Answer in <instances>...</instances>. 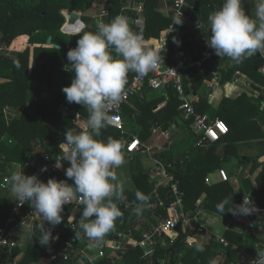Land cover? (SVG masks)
I'll return each instance as SVG.
<instances>
[{
    "label": "trees",
    "instance_id": "16d2710c",
    "mask_svg": "<svg viewBox=\"0 0 264 264\" xmlns=\"http://www.w3.org/2000/svg\"><path fill=\"white\" fill-rule=\"evenodd\" d=\"M136 1L145 6L146 10L149 12V16L144 27L135 26L134 22H129V25L135 32L142 35L144 40L158 36L161 30L172 23V18L167 19L157 13L158 8H161L164 5L163 1L161 4L160 0ZM174 1L175 0L170 1L172 6H174ZM105 2L107 4L104 3V0H0V32L4 34L0 43L3 47L9 48L17 38L22 36H28L31 45L45 44L44 47L36 46L33 51H31L30 48L25 49L19 54L18 59H9L0 56V78L5 80V82L0 84V121L2 120L3 108L5 106L25 103H30L33 109L30 114L34 113L43 115L48 112L51 116L53 114L57 115L56 121L63 119L62 115L58 116V108L61 104H67L68 102L62 89L65 86H71L74 77V73L68 71L69 77L65 80L63 77L65 73L64 66L69 63L67 60V52L72 49L71 47L75 48L77 46L76 42L79 39V36H68L61 32V29L66 22L63 13H80L82 21L86 25L85 31H94L99 18L89 15L88 13L91 10L95 8H98L101 11L107 9L109 13L105 20L107 23L116 16H119L129 3L128 0H107ZM223 2L224 0H203L196 7V15L199 17L198 19H201L204 24H208L209 14L218 10ZM147 11L145 15H148ZM190 34L194 37L196 35H202L203 29L197 28L196 31ZM49 37L53 38V45L61 46L62 49L57 50L54 46H47L46 44ZM190 48V44L187 43V36H177L169 43L168 48L160 53L163 58L162 65L165 67L173 66L175 64L176 53L180 50H190ZM200 53L199 58L203 55L202 52ZM30 59L33 61L32 70L29 73ZM216 59H222L227 63L231 60L228 57H217ZM17 61L20 64L19 68L15 65V62ZM262 64V57L259 58L257 55H254L245 59L242 63L237 64L234 62V66L231 69L226 66L222 71L224 79L223 85L232 81L233 77L239 72H243L247 75L250 74L251 76L249 75L247 79H249L251 85L257 87L258 85L255 84V82H257L262 87V89L261 87H257L262 93L259 97L249 98L245 94H242V96L235 100L227 97L223 99L217 110L213 109L204 98H202L198 104H194V108L198 114H210L214 119L220 118L223 121L225 119L228 122L227 125L229 126L230 132L227 136L222 138L218 144L216 143L211 146L208 144H206V146L200 145L198 138L193 136L192 124L194 119L187 120L184 118L188 125L187 130L189 133L191 132V141L182 145L167 142L163 147V151H160L159 157L161 160L168 167L174 168L173 172L176 175V178L181 181V189L186 193L185 204L187 208L195 211L196 205H198L199 202H202L203 207L208 210L210 214H218L216 208L217 204L222 202L229 195L235 197L237 201L236 204L242 203V196L236 194L229 183H222L220 186L212 187H208L205 184L206 176L220 169L221 165L229 162L233 156L238 157L239 165L246 166L253 164L255 170L263 168L262 164H260V160L264 157V138L263 135L256 137L254 134L255 131H259L260 129L256 120L252 118L253 115L255 116L264 113V109L261 108V105L264 104V78L258 74V70ZM214 71V66H212L211 62L204 64L203 72L195 70V75L199 76L197 78L199 82L196 81L193 83V91L195 92L201 87L203 83L202 81L214 79ZM27 76H30L31 79V96L26 94V89L28 88L27 82L29 81ZM134 76V73L130 75L131 80ZM251 77L253 78L251 79ZM184 83L186 87L185 89L190 91V88L188 87L189 82L185 80ZM145 90L149 89L145 88ZM24 91L26 92L24 93ZM50 91H53V95H55L54 99L47 100L43 98L44 95ZM169 96L172 99L171 101L175 100L178 103L181 112L184 113L181 109V102L179 101L176 92L171 88ZM35 97L41 99L35 101L32 99ZM136 97L137 96H134L131 101ZM73 104L76 106L75 112L66 117L69 122L68 130L79 132L78 127L73 121L76 119L77 114L82 110L87 109L80 104ZM140 107V110L142 109V112L144 113V119L148 120V124L151 125L150 120H153V117H149L144 103L143 105L140 104ZM247 108L248 111H246ZM27 120H29L28 125L25 123ZM20 126L22 129H20ZM109 127L104 130L98 139L106 141L111 137L122 142L123 140L120 131L117 130L118 132H113L111 130L112 127ZM66 131L64 133H59L58 131L45 127L44 123L41 121L35 122L30 117L24 118L23 123L17 122L8 127L5 126L3 129L0 126V138L7 133L6 135L13 139V142L11 143L7 141H2L0 143V154L4 159L0 162V176H4L6 166L10 163L24 165L26 175L37 174L40 167L43 165L44 160L42 156L34 155L35 147L42 145L44 153L48 154L52 161H54L56 156L60 154L59 144L64 141ZM236 143L239 144L236 145ZM222 144L228 145H226L225 148L223 147V150L219 153L218 147ZM238 149L239 155L236 152ZM263 174L264 169L262 176H264ZM49 178V176L40 177L44 182H47ZM65 179L67 178L61 176V180ZM134 182L137 185V191H140L149 197L147 206L142 214L150 217L151 214L147 211L149 205L156 204L157 208L152 212V215L167 217V210L174 201V198L170 193L165 191L160 192V198L163 203L161 205L160 203H157L156 198L152 196L153 187L149 183L146 174L144 175V172H138L136 176H134ZM243 185L246 191L251 188L249 180L247 179L243 181ZM3 191L4 190H0L1 226L6 224V220L12 212V208L6 209V204L4 205ZM135 193L136 192L132 193L124 191L126 200L138 203L136 201ZM203 198L204 201H202ZM253 198L258 200L260 205L264 207V188L262 180L260 182V188L254 192ZM118 206L123 212V216L117 219L115 230L111 232L112 236H114L117 231H128L133 229V222L139 220L136 215H131L128 210L123 206L121 207L120 203ZM31 211H33V208L27 203L21 213L23 215ZM227 211L228 208L225 212ZM81 212L78 214L77 221L74 222L76 229L75 231H72L71 227L73 225L68 223L69 210L64 207L62 213L64 216L63 222L57 226H52L50 224L45 226L46 228L52 226L57 230V232L53 231V236L58 235L59 239L53 240L52 243L43 250L39 246L38 238L40 237V230H38V232L36 231L27 246L25 257L18 264H32V261L35 259L45 258V254L50 253L51 247L52 249L56 248L60 240H70L71 238H75L77 244L83 247V238L86 236L83 235L78 224ZM227 214L230 216L233 215L231 212H227ZM144 228L149 229L147 226ZM75 232H81L79 238L75 237ZM112 236H110V239ZM133 236L138 240L140 235L136 232ZM251 244L253 245L251 246ZM261 244L264 245V213L260 216V220L253 223L251 228H248L246 232H242V234L233 238L230 247L225 252H221L218 245L215 243L208 247H202L203 251L198 250V248L185 249L184 237H181L171 249H176L177 255L185 252V255L182 258L183 264H214L215 258L219 255L223 256V262L220 264H236L239 263L240 259L238 253L239 250H237L238 247L241 249L249 247L250 250L256 252V246H260ZM102 249L106 251V248L102 247ZM108 251H111L112 253H107L106 251L107 259L109 257L115 260L116 264H144V261L142 260L143 252L140 249L134 250L127 246V249L123 252H115L113 250ZM16 255L17 253L15 249L10 252L0 251V264H17L14 260ZM160 255L163 256L164 254L160 252ZM78 259H82L81 264H90L87 261L86 256L81 255ZM107 259L101 262L106 264L107 261H110ZM50 264L80 263L79 260L75 259L70 262L50 261Z\"/></svg>",
    "mask_w": 264,
    "mask_h": 264
},
{
    "label": "clouds",
    "instance_id": "9594fccd",
    "mask_svg": "<svg viewBox=\"0 0 264 264\" xmlns=\"http://www.w3.org/2000/svg\"><path fill=\"white\" fill-rule=\"evenodd\" d=\"M182 23L183 19L175 21V25ZM208 23L211 36L206 43L218 57H228L239 64L258 53L264 55V0H258L251 14L246 12L244 0H224L218 10L209 14ZM74 35L79 36L77 46L67 52L69 63L64 66L74 77L71 86H65L62 92L68 103L82 105L89 115L88 130L67 129L64 141L59 144L61 152L55 158V167L63 169V161L70 162L65 170L67 179L49 178L44 182L36 174L26 175L25 166L20 164L15 165L16 170L9 177L10 197L21 205L27 202L34 215L40 217L38 239L42 245L59 239L58 235L53 236L51 228L45 227V222L60 225L64 206L74 201L83 206L78 224L89 240H103L115 230L117 219L123 216L118 204L126 200L123 184L117 182L114 171L124 163V144L111 137L106 141L98 138L103 129L113 124L109 108L124 98L129 73L144 77L160 62L158 51L145 44L142 35L130 27L124 16H116L107 23L98 20L94 31L81 27ZM15 65L20 67L18 61ZM261 108L264 109V104ZM46 170V166L41 169ZM68 180L73 183L69 184ZM135 197L138 203L133 213L139 216L149 197L140 191H136ZM226 206L227 212L237 216L259 211L246 197L239 205L225 198L217 204V213L222 216L227 213ZM80 235L81 232H75V237ZM217 245L221 252L227 250ZM197 248L203 251L201 246ZM253 264H264V254L258 253Z\"/></svg>",
    "mask_w": 264,
    "mask_h": 264
},
{
    "label": "crops",
    "instance_id": "0c3cea01",
    "mask_svg": "<svg viewBox=\"0 0 264 264\" xmlns=\"http://www.w3.org/2000/svg\"><path fill=\"white\" fill-rule=\"evenodd\" d=\"M107 1V0H105ZM128 6H126L122 12L119 14V16L124 15L125 13H127L130 5H131V1L128 0ZM164 2V5L158 10L157 13L160 14L162 17H165L167 19H171L172 18V13H173V6L171 4V0H160V4L161 2ZM203 0H186V6H185V13H186V17L187 20L192 21L193 23H195L196 21L201 22V26H195L193 24H190V22L187 21H183L182 25L178 28V33L175 36H170L166 39L165 41V47H164V51L168 48L169 43L176 38L177 36L179 37H184L187 36V43L190 44L191 48L190 50H180L176 53L175 55V64L173 66H178L179 68H185L186 70H184V76H185V80H187L189 82L188 86L190 87V94H191V101L193 102V106L194 104H198V102L204 98L208 104L215 110H217L223 99L225 98H230V99H237L240 96H242V94L247 95V97L251 98L254 97V95H256L257 92L261 93L260 89H257V87H261V85L257 82H255V84H257L258 86L255 87V85H251L249 79H247L249 77V75L244 74L243 72H239L241 73V76L237 77V74L233 77L232 81L225 83V85H223V68L228 66L230 69L234 66V61H228L225 62L222 59H216L218 56L215 55V57L207 62H211L212 66H214V72H213V78L212 80H205L202 81V85L201 87L197 90V91H193V83H195L196 81L199 82L197 80V78L199 76L195 75V70L199 71V72H203V69H197V68H193V69H188L189 66L193 65L196 61L200 60L205 53L207 52H214L213 49L209 48L207 46L206 40L207 37L210 38L211 36V31H210V25L208 24H204V22H202L201 19H198L199 17L196 15V7L198 6L199 3H201ZM134 2H136L137 4L143 6L144 8V12L140 18V22L138 23H134L135 26L138 27H144V25L147 22L148 16H149V12L146 10L145 6L142 3H138L136 0H134ZM245 3V9L246 12L248 14H251L252 10L255 7V3H251L250 0H244ZM258 2V0H256V3ZM103 11V10H102ZM100 9L95 8L93 10H91L88 14L91 15L92 17H99L101 12ZM146 11L148 12V15L146 14ZM82 17V16H81ZM100 20V19H99ZM106 20V19H105ZM171 25V24H170ZM170 25H168L166 28H164L163 30L160 31L158 36L155 37H150L148 40H144L145 44H147L148 46L154 48L155 50H159V46L160 44H164V38L166 37L167 31L170 28ZM75 29H77V27H74ZM197 28H202L203 29V34L202 35H196L195 37L193 35H191L190 33L194 32L197 30ZM181 34V36H180ZM18 40L21 42L20 45H18ZM152 41H154L152 43ZM152 43V45H151ZM18 46L17 49L14 48V46ZM47 45V44H46ZM38 46V47H44L45 44H37V45H31L30 44V38L28 36H22L17 38L12 45L8 48L9 50L5 49L1 44H0V56L9 58V59H18L19 58V54L21 52H23L25 49L30 48L31 51L34 50V48ZM48 46V45H47ZM52 47V46H49ZM70 48V47H68ZM73 49V47H71ZM161 53V51H159ZM163 52V51H162ZM200 52H202V57L199 58V55L201 54ZM32 56V54H31ZM257 56H259V58L261 57V55L258 53ZM32 59H30L29 61V73L32 70ZM205 62V63H207ZM204 63V64H205ZM258 70V69H257ZM65 73L67 74L68 71L64 70ZM70 72V71H69ZM28 73V74H29ZM133 73L130 72V74L128 75V83L126 85V88L130 85L131 77L130 75H132ZM135 74V73H134ZM258 74L260 76H262L264 78V75H262L260 73V71L258 70ZM251 76V75H250ZM29 79V81L27 82L28 88L26 89V91H24V93L26 92V94L28 96H31V89H30V76H27ZM69 77V76H68ZM68 77L65 79L67 80ZM253 77H251L252 79ZM253 81V80H251ZM5 82L4 79L0 78V84ZM26 83V82H25ZM25 85V84H24ZM247 85V86H246ZM215 86V89H213ZM250 86V87H248ZM26 87V85H25ZM262 89V87H261ZM169 91L170 89H161L158 91H153V90H143L142 92L138 93L136 98H134V100L130 101L128 104H126L122 111H121V115L123 117V120L125 122V127H126V132L125 135L122 136V140L126 139V141L128 142L129 140H131L133 137H137L139 139L142 140V143H144L145 145H152L153 147H155V151L158 150L159 153L160 151H163V147L166 145L167 142H173L177 145H182V144H187L188 141H191L190 139V133L187 130V124L185 121V115L183 112H181L180 107L178 105V103L174 100L171 101L172 99L169 96ZM51 92V93H50ZM49 93H47L46 95H44L43 98H45V96H47V100L51 99L53 100L55 95H53V91H50ZM254 93V94H253ZM35 101L40 100L41 98L39 97H35L32 98ZM143 103L145 104L146 108H147V112L149 114V117H153V120H150L151 125L148 124V120L144 119V113L142 112V109L140 110V104L143 105ZM67 107L69 110V113H64L63 111H61L62 109H59L60 107ZM251 107V106H248ZM58 108V113L60 115H62L63 119H59L56 121V114H53L52 116L50 114L44 113L43 115L41 114H30L32 107L30 105V103H25V104H13V105H7L3 108V116H2V120L0 121V126L2 127V129L6 126H10L13 125L15 123H23L24 118L26 117H30L32 118L35 122L36 121H41L42 123H44L45 127H48L54 131H58L59 133H64L68 127H69V122L66 119L67 116L73 114V112H75V108L76 106L73 103H65V104H61ZM246 111H248V108L246 109ZM30 115V116H29ZM80 117L73 121V123L78 127V131H86L88 130L87 128V119H88V111L87 110H82L79 113ZM202 115V114H201ZM206 115L212 119H214L210 114H203ZM46 116V118H45ZM185 118V119H184ZM253 119L256 120L257 125L259 126V131H255L254 134L257 136H261L263 135L264 138V113H260L257 115H253L252 116ZM219 120H221L219 118ZM56 121V123H55ZM223 121V120H222ZM224 123H226L227 125V121L224 119L223 121ZM25 123L28 125L29 124V120L25 121ZM228 126V125H227ZM151 127V128H149ZM229 127V126H228ZM110 128V127H109ZM20 129L21 126H20ZM105 129L102 130V133L104 132ZM111 130L113 132H118L117 129L115 130V128H111ZM258 130V129H257ZM121 133V132H120ZM7 133H5L2 137H5L7 142L12 141L13 139L9 138L7 135ZM194 136V135H193ZM224 138V137H223ZM225 141V140H224ZM123 143V141H122ZM165 143V145L163 144ZM124 144V143H123ZM218 144V143H217ZM239 143H236V145H238ZM214 145V144H210ZM228 145V144H226ZM226 145H220L218 147L219 153L223 150V147L225 148ZM206 146V145H203ZM217 146V145H216ZM125 148V146H124ZM237 154L239 155V149L236 150ZM45 153L43 151V146L42 145H38L35 147L34 150V155L35 156H43ZM146 153L142 152L140 154H126L129 155L131 157H141L142 155H145ZM146 156H148V161L146 162V166H144L143 171L144 175L146 174V170L150 167L153 166L154 164V160L155 158H157L158 156L155 155H148L146 154ZM66 163L70 166V162L66 161ZM260 164H262L263 168L260 169H254L253 168V164L250 165H239V159L237 156H233L229 162L227 163H223L221 165V168L216 170L213 173H210L206 176L205 178V184L208 187H212V186H220L223 182H221L217 172L221 169L226 170L231 177L236 178L237 182H230V186L231 188L234 190V192L236 194H240L242 196V199L244 197H251L252 200H254L255 202L258 203V205L263 209L264 207H262L259 203L258 200L254 199V192L259 190L260 188V182L262 180V185L264 188V176H262V172L264 169V157L260 160ZM15 165H17V163H10L6 166V171L4 173V175L10 174L15 171ZM21 165V164H20ZM264 175V174H263ZM2 179V177L0 176V180ZM247 179L249 180V184H250V189L249 190H245L244 185H243V181ZM69 184H72L73 181L72 180H68ZM132 193L137 191V185L135 184V187L131 190ZM4 195H3V202L4 205L8 208H12V212L9 215V217L7 218V220L12 216V214L15 211V207L17 205V201L13 200L10 196H11V192L8 191H3ZM205 198V196H204ZM204 198L202 199V201H204ZM226 198L229 199H233L234 205L236 204V199L234 196H228ZM236 205H239V203H237ZM65 208H67L69 210V219H68V223L72 224L78 217L79 214V209L76 208L75 205H68V206H64ZM226 209L228 207H225ZM225 209V210H226ZM264 211V209H263ZM6 220V222H7ZM203 222L208 230L207 232V236L210 238L213 236H224L225 238H227L230 242H232L233 238H236L239 234H242V232H244V230L247 231L248 228L251 227L252 225V218H250V215L248 216H237V215H228L227 213L223 214V216L220 214H210L208 212V210L205 209V213H204V217H203ZM153 221V218L150 216H142L139 218V221L136 220V223L139 226H147L148 222ZM48 225L47 222H45V226ZM1 226V225H0ZM42 227L41 224V220L40 217L38 215H34V213L29 214L26 216L25 221H21L18 220V223L16 224V226L12 227L11 229V236L12 239L14 240V242L17 244L15 251L17 253L16 257H15V262L18 264L20 261L23 260V258L25 257V252L27 250V246L29 245L30 239L33 237V235L36 233V231L38 232V230H40ZM52 229V231L57 232V230H55L52 226L49 227ZM219 231V233L217 232ZM216 232V233H215ZM64 239V238H62ZM206 241V240H205ZM252 242V241H250ZM52 243V242H51ZM50 243V244H51ZM86 243H83V248L85 246ZM212 244V243H211ZM253 244H251L252 246ZM39 246L41 247V249H46V247H48L49 245H42L39 242ZM209 244L207 243H203V246L201 247H208ZM237 246V245H236ZM238 247V246H237ZM258 246H256L257 248ZM52 250V247H51ZM237 250H239V263L236 264H249V260L251 257H254L257 253V251H259V249L255 252L253 250H250L249 247H246L244 249H241L240 247L237 248ZM86 251V250H85ZM49 253L45 254V258H41V259H35L33 260L32 264H50V259H49ZM82 256H86L87 258L89 257V255L84 252V254ZM218 258H223V256L219 255ZM218 260L221 261L222 260ZM79 260V263H82V259H76ZM217 258H215L214 260V264H220L219 262L217 263Z\"/></svg>",
    "mask_w": 264,
    "mask_h": 264
},
{
    "label": "built area",
    "instance_id": "2783aa9c",
    "mask_svg": "<svg viewBox=\"0 0 264 264\" xmlns=\"http://www.w3.org/2000/svg\"><path fill=\"white\" fill-rule=\"evenodd\" d=\"M130 1L131 5L127 13L122 16L126 17L128 19V22L139 24L140 18L144 12V8L143 6L134 2V0ZM173 3L174 6L172 13V23L167 31L166 37L164 38V44L162 42L158 50L160 56L159 65L154 71H150L148 75L144 77H139L137 76V74H135L130 85L126 88L122 101L115 106H110L109 114L113 116V124L111 125V127L120 131L122 136H124L126 132V125L121 115L123 107L128 104L135 95L145 90V88L153 91L171 88L176 92L178 99L181 102V109L185 113V118L187 120L192 118L194 119L192 130L194 136L198 138L199 144H216L220 142L223 137L229 134V127L222 120L212 119L206 115H201L196 112L193 106V102L191 101L190 91L185 89V68H179L178 66L165 67L162 65L163 58L160 55L159 51H164L166 39L170 36L177 35L178 28L182 25H175V21L183 19V21L190 22V24H193L195 26H198V24H202L199 21L193 23L192 21L187 20L185 13L186 0H175ZM108 15V10L105 9L101 12L98 18L105 22V19L108 17ZM76 27H83L84 30L86 29V25L83 21H81V24L77 25ZM75 30L76 29L74 27L69 26L65 22L64 26L61 29V32L68 36H78L74 35ZM215 55L216 54L213 52L205 53L200 60L189 66L188 69L197 68L202 70L204 67V63L213 59ZM261 57L263 59V64L260 67L259 71L262 75H264V55H261ZM239 76H241V73H237V77ZM261 94L262 93L257 92L254 96L259 97ZM59 109H62L61 111H63L64 113H69L67 107L61 106ZM5 140V137H1L0 143ZM11 142L12 141H10V143ZM123 143L125 145V154L134 155L144 152L151 156H158L157 158H155L153 166L146 170L148 181L153 187L152 196L156 198L157 203H160L162 205L163 203L161 201L162 199L160 198V192L165 191L170 193V195L174 198V201L171 203L167 210V217L152 215V212L157 207L156 204L149 205V209L147 211L153 218V221L148 222L147 224V227L149 229L144 228L146 226H139L135 220L133 222V229H130L128 231H117L114 236H112L110 232L103 238V240H91L90 244H94L100 249L102 247L110 248L115 252H123L127 249V246L134 250L140 249L143 252L142 260L144 261V264H183L182 258L185 255V252L177 255L176 249H171L175 246L176 242L181 237H184L185 249L197 248L198 246H203V243H207L210 245L213 241L219 244L223 250H226L230 247V243L222 236L216 235L213 236V239L212 237L209 238L207 236L208 230L202 220L205 213V208L203 207L202 202H199L198 205H196L195 211L187 208L185 204L186 193L181 189V181L176 178V175L173 172L174 168L168 167L161 160V158L159 157V151L154 150L155 147L145 145L137 137H133L132 140H129L128 142L126 141V139H123ZM42 157L44 163L40 167L39 172L36 174L39 176V178L42 176H49L50 178L61 180V176L66 177L65 170L67 167H69L66 161H63V169H57L55 167L56 161H52L51 157L48 154H44ZM3 160L4 159L0 154V162H2ZM45 166L47 170L41 171V169ZM217 174L221 182L223 183H230L232 181L237 182L236 178L231 177V175L224 169L219 170ZM9 177L10 174L4 175L2 177V179L0 180V190L10 191ZM247 199L249 203L253 202L256 208L259 210L258 212L250 215V218H252L251 223L253 224L260 220V216H262L264 211L257 202L251 199V197H247ZM26 204L27 202L22 205L17 203L12 216L7 220L5 225L0 226V251L10 252L16 248L17 244L14 242L11 236L12 227L16 226L18 220H21L23 222L25 221L27 215L34 213L33 210L22 215L21 211L26 206ZM68 205H75L76 208L79 209V213L83 209V206L80 205L77 201H74L73 203L67 204L65 206ZM136 205V202H130L127 200H125L123 203H120V206H123L126 210H128L131 215H135L133 213V209L136 207ZM142 216H145V214L141 213L137 217L140 218ZM75 221H77V219ZM74 222L72 223L73 226L71 227L72 231H75L76 229ZM136 232H138L140 235L138 240L133 236ZM110 236H112L111 239ZM57 245L58 246L56 248H53L48 254L50 261H73L77 258H80L88 248L87 247L84 250L82 246H79L77 244L75 238H71L70 240H60ZM160 252H162V254L164 255L161 256ZM258 253L264 254L263 251H259ZM258 253L254 257L250 258L249 264H253V261L257 260ZM106 259V251L101 249L98 255L89 256L87 258V261L90 264H104L101 261ZM107 260L110 261H107L106 264H116L115 260L109 257Z\"/></svg>",
    "mask_w": 264,
    "mask_h": 264
},
{
    "label": "rangeland",
    "instance_id": "374dc122",
    "mask_svg": "<svg viewBox=\"0 0 264 264\" xmlns=\"http://www.w3.org/2000/svg\"><path fill=\"white\" fill-rule=\"evenodd\" d=\"M250 2L251 3L254 2L256 4V0H250ZM104 3L107 4L105 2V0H104ZM3 36H4V34L0 32V41L3 38ZM17 43H18V45L21 44V42L19 40H18ZM14 48L17 49L18 46L16 45V46H14ZM68 76H69V72L67 74L64 73L63 77L66 79ZM46 98H47V96H45V99ZM163 144L165 145V143H163ZM150 146H152V145H150ZM147 161H148V156H146V154L142 155L141 157H136V158H132L131 156L124 154V163L122 165H120L118 168L114 169V171H115V173L117 175V182L123 184L124 191L132 192L131 190L135 187V184H136L134 182V176H136V174L138 172H142L143 171V168H144V166H146L145 164H146ZM244 199H245V197L242 199V203H243ZM217 232L219 233V231H217ZM87 240H88V238L84 237L82 243L87 242ZM261 245L260 246L257 245L258 247L256 248V250L259 249V251H263L264 252V245L263 244H261ZM101 249L98 246H95L94 244H90L85 252L89 256H94V255H98ZM108 250H111V249L110 248H106L107 253H112L111 251H108ZM220 259L221 258L217 257V261L216 262L220 263V261H218ZM221 260H222L221 262H223V258Z\"/></svg>",
    "mask_w": 264,
    "mask_h": 264
},
{
    "label": "water",
    "instance_id": "95a60500",
    "mask_svg": "<svg viewBox=\"0 0 264 264\" xmlns=\"http://www.w3.org/2000/svg\"><path fill=\"white\" fill-rule=\"evenodd\" d=\"M246 2H244V7L246 6L245 5ZM63 16L66 20V23L69 25V26H72V27H76L77 25L81 24V21H82V18H81V15L80 13H76V12H64L63 13ZM181 36V34H180ZM154 41H152L153 43ZM151 43V45H152ZM47 45L48 46H54L55 48L57 49H62L61 46H58V45H53V38L52 37H49L48 38V41H47ZM74 49V47H73ZM259 57V56H258ZM215 89V86L214 88ZM68 165V164H67ZM69 166V165H68ZM244 232H246V230H244ZM91 243V240H87L85 246H84V250L88 247V245ZM101 245V244H100Z\"/></svg>",
    "mask_w": 264,
    "mask_h": 264
}]
</instances>
